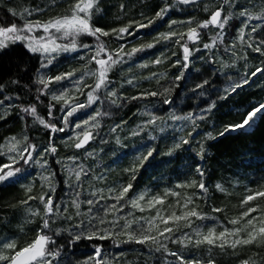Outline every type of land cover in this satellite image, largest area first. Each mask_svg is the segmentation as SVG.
Masks as SVG:
<instances>
[{
    "label": "trees",
    "instance_id": "16d2710c",
    "mask_svg": "<svg viewBox=\"0 0 264 264\" xmlns=\"http://www.w3.org/2000/svg\"><path fill=\"white\" fill-rule=\"evenodd\" d=\"M73 2L74 0H56L53 4L52 0H0V23L22 24L24 23L22 16L28 20L47 21L53 16L65 13ZM221 2L222 0H197L196 4L180 5L176 0H100L99 7L102 11L94 16V25L105 31L130 26L129 32L133 33V35L125 33L122 39H117L115 34L101 37L109 51L115 56V51L121 45L125 53L131 52L133 48L143 47L144 50L136 52L131 57L127 55L122 57L124 62L116 65L109 73L112 84L103 90V102L97 101L91 107L79 111L71 118L72 122L64 132L52 133L50 129L34 122L33 117L22 113L20 106L35 105L39 115L46 122L50 121L57 127H64L62 122L64 113L60 110L63 101H54L52 95H60L67 89L66 98L78 97V102H87L86 93L90 89L84 88L85 94L82 95L76 90L82 85L73 83V80L78 79L87 69L96 67L94 63H88L93 52L81 50L61 53L59 57L56 56L52 65L44 69H40V55L28 52L23 43L12 45L0 53V85L4 86L3 91H0V100L4 96L12 97L0 105V144L6 143L9 137L15 136L23 141L27 136L26 143L36 146V152L33 153L36 160L29 169L31 175L19 183L0 184V238H14L18 248L26 246L36 238L37 230L43 222L41 219L43 205L39 199L28 200V197H39L49 192L47 183L41 177L49 176L50 173L55 174L53 183L56 192L49 194L53 195L55 203L62 207L68 205L69 213L73 215L71 221L54 216L56 222L52 225L53 231L43 230L57 241L56 248L64 245L53 264H84V261L94 254V245L101 247L102 258L107 264H179L175 257L168 255L163 249L156 251L154 246L135 242L119 243L117 246V242L126 239L123 235L103 241L84 239L70 246L68 244L72 238L70 232L62 231L61 235L56 236L55 229H67L82 219L87 223L85 217L75 216L76 209L71 206L76 191H80L79 199L82 201L97 200L100 195L105 197L111 195L108 192L109 188L118 192L123 186L131 184L129 199L146 193L145 200L140 202L141 205H146L151 197H162L165 203L157 207L167 209L166 215L172 211L170 205L176 206L178 200L183 204L185 197L193 196L194 204L189 205V208L197 206L198 211L210 217L205 220L193 218L194 226H199L200 231L205 234L210 228H215L218 234L225 227L229 229L241 227L244 221L235 226L229 221L238 218L248 207L259 206V211L252 213L253 216L264 212V197H257L241 206L247 195L264 191V119L258 120L250 128L236 130L229 128L230 125L242 122L248 111L259 104H264V73L252 75L257 68L264 69V54L253 50L261 40H264V29L252 33L250 39L247 33L251 29L246 28L244 42H241L237 38V29L242 26L243 18L233 19L224 33L223 42H218L211 50L203 49V43H210V38L219 29L200 30L201 40L197 43L188 42L192 54L187 70L183 68V50L176 43L179 36L171 39L162 38V35L170 30L176 33L186 32L189 27L186 22L192 18L196 21L206 20ZM166 3L171 4L172 9L164 19H155L156 12ZM239 3L247 7L253 15L264 12V0H239ZM121 5H124L123 9ZM205 5L209 8L207 12L204 10ZM36 7L44 10L31 16L24 12L26 8ZM10 8L17 13L15 17L8 11ZM149 20H153L154 23L148 27H138L140 24H148ZM172 21L177 23L172 24ZM258 23L264 24V21H250L253 25ZM80 40L83 43H95L94 38L90 36H83ZM248 43H252L253 48H249ZM148 44L154 46L147 48ZM233 44L235 47H232ZM260 47L264 50V45ZM81 55L85 56L83 60L80 59ZM101 55L103 56V53ZM157 59L162 62L154 63ZM177 60L181 63H176ZM37 69H40L45 79L74 69L79 71L72 80L49 84V88L44 90L45 94L39 95L37 89H42L43 85L36 82L40 75ZM182 72L184 76L178 80L177 77L181 76ZM246 78L248 83L243 84ZM129 80L133 83L129 84L127 82ZM204 81L208 83L203 88H196V85L203 84ZM84 83L94 85V79L85 76ZM237 83H241L242 86L235 92L225 91L229 85L235 86ZM109 90L117 93L115 105L106 97ZM148 92H159L160 95L141 97L142 93ZM132 97L141 98L131 99ZM165 99L171 102L165 104ZM50 105L53 106L51 117L48 115ZM209 108L210 111L207 110ZM96 110L108 114L96 118L99 127H92V122L87 126L94 139L82 149L70 146L77 142L75 140L77 134L84 131L83 127L75 128V124L82 123L90 115H95ZM188 113H192L194 117L204 118L196 119L195 125L192 120L172 118L183 117ZM21 116L25 118L21 119ZM153 117L157 118L156 122L145 127L146 122ZM226 129L228 130L225 131ZM209 133L215 139H209ZM220 133L224 135L221 136ZM69 137L73 139L69 140ZM50 138L57 152L45 154L43 159L48 163L41 167L43 160L37 154L49 146ZM184 139L189 142L182 143ZM24 146L22 143L19 147L23 149ZM201 146L205 149L203 159L198 155ZM149 151L152 152L151 156H148ZM67 157L78 159L73 162ZM144 157L148 158L145 160ZM8 162L6 156L0 157V163ZM81 164L89 170L88 176L82 177L80 188H67L65 185L67 172L64 166L74 167ZM198 165L204 171L203 177L197 171ZM201 180L208 189L207 193H202L198 187L187 186L193 181L199 184ZM217 184H220L224 191L218 190ZM29 187L30 192L27 191ZM93 191L97 192V196L91 195ZM171 192L178 195H166ZM25 200L28 201L27 204L22 203ZM112 203L115 201L100 200L97 207L101 210L97 214L104 216L102 206ZM88 207L82 203L80 211L86 212ZM214 208L222 211L214 212ZM29 209L40 215H32ZM176 210L179 212L178 207ZM129 212L133 217H150L156 214L154 209L141 212L125 204L123 212H117L116 216L123 215L127 219H132L133 217L127 216ZM106 219L112 220L115 217L109 215ZM141 224L144 222L141 221ZM159 226L160 229L165 227L162 223ZM168 226H172V222H169ZM180 226L183 232L193 235L192 229L183 227V222ZM71 231L78 232L79 229L73 227ZM180 234L175 233L177 236ZM240 236L246 238V232H242ZM235 238L227 237L229 241ZM163 242L170 251L178 252L187 260H200L202 264H206L210 258L215 264H242V261L246 260L264 264V244L255 242L238 245L235 249L227 246L221 249L206 243L199 247L192 244L184 247L179 243Z\"/></svg>",
    "mask_w": 264,
    "mask_h": 264
},
{
    "label": "snow or ice",
    "instance_id": "6c2138e0",
    "mask_svg": "<svg viewBox=\"0 0 264 264\" xmlns=\"http://www.w3.org/2000/svg\"><path fill=\"white\" fill-rule=\"evenodd\" d=\"M56 0H52V3L55 4ZM176 3L180 5H190L196 4L197 0H176ZM100 0H74L70 5L69 9L57 16H53L47 21L40 20H28L25 17L24 23L22 25L15 22L11 24L0 23V53H3L6 49L10 48L12 45L17 43H23L24 47L28 52L32 54H39L41 56L40 69L48 68L49 65L53 64L54 59L60 53H73L81 50H87L93 52L89 57L88 63L95 64L94 69H87L79 76L78 79L73 80V83L77 85H82L76 90L84 95V88H89L90 90L86 93L87 102H78V97L75 98H66L68 97V91L65 89L61 92L60 95H52L54 101L60 102L63 101L61 106V112L64 113L63 124L64 127H57L56 124L51 123L41 117L37 111L35 105H30L27 107L20 106V111L25 113L28 116L34 118V122H38L46 129H50L52 133L64 132L65 129L72 122L71 118L75 117L76 114L86 108L91 107L97 101L103 102L102 94L103 90L107 89L112 81L109 79V73L112 72L113 68L123 63L122 57L127 55L131 57L133 54L139 51H143L144 48H133L131 52L125 53L123 45L115 51V56L111 51H109L107 45L102 41L101 37H108L115 34L117 39H122L123 35L127 33L128 35H133L129 32V27H122L119 29H111L110 31H105L104 29L97 27L93 23V18L95 15L99 14L102 10L99 7ZM124 5H121L123 9ZM172 9V5L166 3L159 11L156 12L155 19H164L168 12ZM44 9L36 7L34 9H24V12L31 16L34 13H40ZM204 10L207 12L209 8L205 5ZM14 17L17 13L13 9L8 10ZM236 18H243L241 20V27L237 29V38L244 42V37L246 35L245 29L250 28L251 31L247 33L249 38H252V33L257 32L258 30L264 29V24H250V21H264V12L260 15H253L249 9L243 5H240L239 0H222V2L211 11V14L206 20L196 21L194 18L188 20L186 23L189 25L186 32L176 33L174 31H169L167 34H163V39H171L172 37L179 36V39L176 40V43L180 45L183 50V68L185 70L189 69V57L191 56V50L188 46V42L197 43L201 40V31L203 29L215 28L219 29L212 36L210 43H203V49L211 50L217 46L218 42H223L224 33L227 30L230 22ZM153 20H149L148 24H140L138 27H148L153 24ZM177 21H172V24H176ZM185 23V22H181ZM195 24V26H192ZM171 28V25H170ZM34 33H42L36 35ZM83 36L93 37L95 40L94 44L83 43L80 38ZM185 36L187 41H185ZM62 41H67L63 43ZM182 41H184L182 43ZM264 45V40H261L259 44L253 49L256 52L264 54V50L260 47ZM153 44H148L147 48H152ZM232 47H235L233 44ZM249 48H253L252 43H248ZM200 49H196L199 51ZM85 52V55L87 54ZM103 53V56L101 55ZM235 54V53H233ZM175 55V53H173ZM106 57V58H104ZM85 56L81 55L80 59H84ZM162 61L157 59L154 63H161ZM176 63H181L180 60H177ZM147 65H142L146 67ZM87 68V66H85ZM40 69H37L39 78L37 83L43 85L42 89H37L39 95H44L45 89L49 88L51 83H59L65 80H72V78L77 76L78 69L72 71L61 73L55 77H48L45 79L44 74L40 73ZM257 73H264V69L257 68L256 72H253L252 75L255 76ZM156 74H153L155 76ZM90 76L94 79V85H88L84 83V77ZM184 76V73H181V76L177 79H181ZM150 77H146L148 79ZM129 84H132L133 81H127ZM13 83H18V81H13ZM208 81H204L203 84L196 85V88H203ZM243 84L248 83L247 78L243 80ZM241 83L235 84V86L229 85L225 89L226 92H235L237 88L241 87ZM3 85H0V91H3ZM167 92L168 90L165 89ZM157 96L160 95L159 92H148L142 93L143 96ZM117 93L113 90H109L106 93V97L110 100L111 104H117L116 100ZM141 97H132L131 99H139ZM226 98V97H222ZM12 97L4 96L0 100V105L4 104L5 100H11ZM39 99V96L37 97ZM70 100L72 101L70 103ZM168 99L164 100L165 104L170 103ZM11 106V105H10ZM67 106V107H65ZM52 105L49 106L48 115L52 116ZM214 107V105H212ZM208 111L211 108L207 109ZM107 112L102 113L99 110H96L95 115H90L88 119L82 121V123H76L75 128H84V131L80 134H77L75 137L74 144L70 145L76 149H82L89 143L90 140L94 139L91 131L88 130V125L92 122V127H99V124L96 122V118L100 115H107ZM24 116H21V119H24ZM173 119L181 120H192L195 125L196 119H203V116L194 117L192 113H188L183 117L173 116ZM156 117L148 120L145 124V127L149 124H154L156 122ZM264 119V104H259L254 107L251 111L247 112V115L242 118V122L235 125H230L229 128L232 130L244 129L252 127L258 120ZM119 127V125L117 126ZM195 130V129H194ZM226 129L225 131H227ZM115 131V129H113ZM138 134V133H133ZM224 135V133H220ZM191 136V133H189ZM82 137V138H81ZM209 139H215L210 133L208 134ZM73 138L69 137V140ZM28 137L25 136L23 141L18 140L17 137L7 138V142L0 144V157H7L8 163H0V184H14L19 183L22 179L27 178L31 175L29 169L32 166L33 161L36 160V156L33 155L36 152V146L26 143ZM189 141L184 139L182 143L187 144ZM24 144L23 149H20V145ZM57 149L53 146L50 138L49 146L44 148L43 152L38 153L37 155L40 159L43 160L41 167L47 165L48 161L44 158L45 154H55ZM205 149L201 146V150L198 155L203 159V154ZM10 153H15V155H10ZM91 155V153H88ZM152 152H148V156H151ZM148 157H144L146 160ZM69 161H76L78 157H67ZM60 163V161H57ZM67 172V179L65 180V185L69 189L80 188L82 177H87L89 170L86 169L82 164L74 167L64 166ZM197 171L200 173L201 177L204 175L203 169L198 165ZM55 174L50 173L49 176H42L47 185L49 192L43 193L39 197L29 196L28 200L39 199L43 205V214L41 216L42 224L39 230H37L36 238L28 243L24 247H17L16 240L10 237L0 238V264H53V261L60 255L61 249L64 245H60L59 248H56L57 241L53 237L43 230L47 229L49 232L53 231L52 225L56 222L53 217L55 216L58 219H64L71 221L73 215L69 213L68 205L63 207L55 203L53 195L56 192V186L53 183ZM74 177V179H73ZM102 179V177H96ZM135 178V177H133ZM188 187H198L202 193H207L208 189L206 188L203 180L197 184L195 181ZM217 189L224 191L223 187L220 184L216 185ZM132 189V185L128 184L117 190L109 188L108 192L111 193L108 197L100 195L99 199L93 200H80L81 195L80 191L75 192L74 198L71 200V206L76 209L75 216H83L87 220H80L74 226L70 225L67 229H55V235H61L62 231H69L71 239L68 241V244L74 245L77 241L80 240H107L114 239L115 236L123 235L126 237L125 240L117 242L119 243H130L135 242L137 244H147L154 246L156 251L164 250L168 255L175 257L179 264H202L200 260H187L184 256L180 255L178 252L170 251L167 247V244L163 241H169L171 243H179L184 247H187L189 244H192L195 247H199L201 244H208L210 246H218L221 249H224L226 246L235 249L238 245H249L255 243L264 244V212H260L259 215L253 216L252 213L259 211V206L248 207L246 211H243L238 218H234L229 221L232 225L240 224L241 221H244L241 227H233L229 229L224 228L223 231L216 233L215 228H210L208 232L202 233L199 226H194L195 220H205L209 219L207 215L198 211L197 206L189 208V205L194 204L193 196H187L184 199V203L181 204L179 200L177 201L176 206H169L172 208L170 214H165L167 209L158 208L157 205H164L165 201L162 197L155 196L147 200L146 205H141V201L145 200L146 193H140L137 196L128 198V193ZM27 191H31L29 187ZM171 194L177 196L175 192L166 193V195ZM92 196H97V192H91ZM257 197H264V191L256 192L252 195H247L244 200L241 202V206L248 204L250 201L255 200ZM199 198V196H196ZM110 199L114 200L115 203L102 206L104 216H99L97 213L101 210L97 206L100 204V200ZM27 200L22 203L27 204ZM124 202V203H122ZM87 204L89 207L86 212H81V204ZM125 204L128 206L138 209L141 212L145 210H155V216L150 217H133V214L129 212L127 216L133 217L132 219H127L125 216H116L117 212H123ZM178 207L179 212L176 208ZM95 210V211H94ZM32 215H40V213L32 211ZM214 212H220L222 209L214 208ZM112 215L115 219L108 220L107 216ZM123 221V223H120ZM141 221L144 224H141ZM159 222V223H158ZM169 222H172V226H168ZM181 222H183V227L192 229L193 235H190L187 232H183L181 228ZM165 225L163 229H160V224ZM101 225H110L111 227H100ZM144 225H147L145 227ZM79 229L78 232H72L71 228ZM118 229L119 231H114ZM176 232H180L179 236L175 235ZM246 232V238L241 237L240 234ZM155 233V234H153ZM195 237V239L193 238ZM227 237H236L235 239L229 241ZM219 241V243H217ZM94 254L89 256L88 260L84 261V264H107L106 261L102 258V249L99 245H94ZM51 257V259H48ZM206 264H215L214 260L211 258L206 262ZM242 264H255L250 260L242 261Z\"/></svg>",
    "mask_w": 264,
    "mask_h": 264
},
{
    "label": "rangeland",
    "instance_id": "374dc122",
    "mask_svg": "<svg viewBox=\"0 0 264 264\" xmlns=\"http://www.w3.org/2000/svg\"><path fill=\"white\" fill-rule=\"evenodd\" d=\"M7 24V23H6ZM11 24V23H10ZM23 24V23H22ZM22 24H20V25H22ZM34 34H36V35H39V34H42V33H34ZM63 43H65V41H62ZM61 54V53H60ZM60 55H58L57 57H59ZM41 57V56H40ZM29 106V105H28ZM27 107V106H26ZM25 114V113H24Z\"/></svg>",
    "mask_w": 264,
    "mask_h": 264
}]
</instances>
